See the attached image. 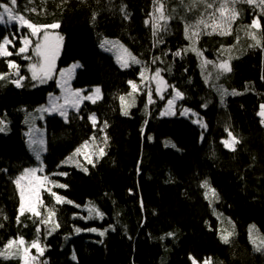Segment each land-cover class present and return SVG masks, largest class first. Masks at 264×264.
Instances as JSON below:
<instances>
[{
	"label": "trees",
	"instance_id": "16d2710c",
	"mask_svg": "<svg viewBox=\"0 0 264 264\" xmlns=\"http://www.w3.org/2000/svg\"><path fill=\"white\" fill-rule=\"evenodd\" d=\"M162 2L172 19L167 32L153 37L151 23L145 24L154 9L153 0H17L16 12L33 23L59 22L64 38L59 68L81 63L74 86H100L103 90L100 100H86L78 111H69L66 120L57 114L46 117L48 150L45 173L41 174L57 185H67L60 188L46 183L73 203L55 205L54 220L59 228L51 235L40 224V243L46 250L38 257L39 264L45 260L47 264H195V260L202 264L207 258L211 264H224L223 258L227 264H264V251H255L249 240L251 225L257 243L264 239V124L258 115L264 104V13L254 5L237 4L240 16L231 25V35H207L201 26L195 47L203 56L211 61L232 57V71L216 80L212 65L202 73L201 58L194 52L181 56L175 52L191 44L184 36L185 23L193 24L201 17L209 24L223 23L218 14L214 20L210 18L219 0H197L194 8L192 0ZM2 3L9 0H0ZM208 3L214 8L206 9ZM257 15L262 46L250 47L255 42L244 26ZM26 33L30 36L27 28L19 30L16 24H0V42L7 36L12 41L8 51L13 53L0 57V73L12 72L9 79L0 81V119L7 125L0 132V248L11 238L23 237L29 244L37 238L36 217L25 213L17 222L20 199L13 181L24 168L37 165L26 140L25 117L46 103L51 93L60 91L54 78L45 84L31 79L32 49L16 54ZM104 38L120 40L142 64L121 67L101 48ZM157 39L162 42L155 43ZM155 57L159 59L152 63ZM9 60L26 77L23 87L10 82L18 77L9 69ZM145 68L151 73L162 69L167 86L174 85L184 93L178 110L195 111L207 127L195 122V117L161 115L167 99L160 98L152 83L154 102L149 103L147 81L140 84L129 115H123L119 97H129L132 88L128 81H141L140 72ZM208 72L212 78L205 83ZM213 84L237 94L222 100ZM92 113L98 118L95 128L89 120ZM105 120L108 126L102 132ZM228 131L241 141L235 151L222 143L229 137ZM93 134L97 151L107 135L106 155L93 156L94 166L82 155L85 167L63 164L84 141L91 142ZM87 151L91 153L92 148ZM205 180L218 199L210 193L205 197L201 187ZM41 200L39 211L44 217L54 200L46 190ZM91 206L104 214L102 219L88 218ZM233 225L235 234L225 244L220 234L233 231ZM105 229L108 231L100 235ZM20 263L18 258L0 257V264Z\"/></svg>",
	"mask_w": 264,
	"mask_h": 264
},
{
	"label": "snow or ice",
	"instance_id": "6c2138e0",
	"mask_svg": "<svg viewBox=\"0 0 264 264\" xmlns=\"http://www.w3.org/2000/svg\"><path fill=\"white\" fill-rule=\"evenodd\" d=\"M200 3H204L205 0H199ZM215 2V0H214ZM181 3H183V0H181ZM197 0H192L191 7L194 8L196 6ZM17 4V0H9V3H2L0 4V23H11V22H17L18 27H26L30 30V36L32 37H39V34L43 31V39L37 40V43L35 45V55L38 58H41L40 63H33L29 64V71L31 72V79L33 81H38L39 83H45L47 79H51L52 73L54 70L55 65V59L58 55L60 42L63 40V37H57L56 42L52 43L49 39V29H57L59 28V22H54L52 24H37L33 23L32 21L26 19L25 15L19 14L15 10V6ZM237 4H247V5H254L256 8L260 10V12L264 13V0H219L218 7H216L212 13H210V18L215 19L217 14L219 15V19L223 22L222 24H217L215 22L209 24L207 21H205L202 17L196 19L195 23L184 24V36L187 40L191 42L189 48H185L183 50H177L175 52L176 56H181L182 53H186L188 51L194 52L198 57L201 58V70L202 73L207 71V66L212 65V67L215 69L216 75L215 79L219 80L221 76L230 73L232 71L231 68V59L232 57L229 55L226 59H219L218 61H211L208 60L206 57L203 56V52L198 50L195 47V44L198 42V38L200 33L201 26H203V29L205 30V34L212 35V34H219L221 36L225 35H231V25L234 23L240 16V12L236 9ZM11 5V6H10ZM154 9L153 12L149 14V19L145 21V24L148 25L151 23L152 28V35L153 37H158L160 32H167L168 31V21L172 19V16L165 14V5L162 2V0H153ZM231 5V7H229ZM214 4L208 3L206 4V9H213ZM31 12L35 13L36 9L32 8L30 10ZM246 29L250 31H246V35L250 36L252 40L255 42L253 45H250V47H260L262 46L261 39L258 38L257 33L262 29V25L260 23V17L257 15L255 18L251 20V23L249 25L244 26ZM190 29L192 30L190 32ZM208 29H211L208 31ZM22 44L16 53L17 55L26 53L28 50V47L31 45L32 41L28 36H24L21 38ZM162 40L157 39L155 43H161ZM12 44V41L9 40L7 36L3 37V41L0 42V57H9L13 53L8 51V45ZM107 44H113L118 45L119 42H113L105 40L104 43L101 44V47H105ZM119 47L122 49L123 55H120L117 57L118 61L121 64V67L128 68L132 64L140 65L142 64V61L138 59L135 55H133L127 48H125L123 45H119ZM111 50V49H109ZM222 51H227L223 50ZM27 60H31L32 57L25 55L24 57ZM159 59L158 57L153 58L152 63H155L156 60ZM8 67L10 70H15V75L18 77L16 79H11L10 82L14 84L17 87H23L22 81L26 79V77L19 75V65L15 63V61L9 60L8 61ZM148 69L145 68L144 71L140 72V77L142 78V82H144L145 79H147V97L148 102L153 103L152 99V87L150 86L152 81H155V91L160 94V98L163 99V89L162 86L167 85V81L164 80L163 76L161 75V72L163 71L160 68H156L154 74L151 75V77L146 78L145 77V71ZM39 73V74H38ZM12 76V72L8 73H0V81H4L6 79H9ZM61 76L63 77V73H61ZM212 78V73L208 72L207 75L204 76L205 83H208L209 80ZM128 83L131 85V88L133 92H137L139 90V86L134 81H128ZM66 93L69 91V89L66 87V84H60L59 85ZM216 88L217 92L220 93L221 99L223 100V97L225 95H235V91L228 92L227 89L223 88L222 85L218 86L216 84L212 85ZM168 87H171L174 90V95L171 99L167 102V107L165 110L161 113V115H173L175 114L173 109V103L176 99H183L184 93L181 92L178 88H176L174 85H168ZM72 95L75 97L74 100H69L67 95L64 97L65 104L79 110V102L82 99H87L91 101L92 103H96L97 99L102 98L100 96V89L96 88L94 89V95H89L86 97H81L79 90L72 93ZM131 95V94H129ZM52 103L47 107H42L41 109H38V111L41 112H58L62 117L67 119V108L63 105H57L56 101L59 100V97H51ZM122 114L127 116L129 115L128 107L130 105L125 104V96L119 97ZM205 107L207 105H204ZM189 110L185 109V114ZM258 115L261 117V123L264 124V104L260 105V111L258 112ZM89 120L92 123L93 128L96 127L98 123V118L95 113H92L89 116ZM27 122V121H26ZM199 122V121H197ZM108 126V122L105 120L103 122V128H101V131H104V128ZM202 127H207L206 124H202ZM6 123L3 119H0V132H4L6 130ZM29 137V144L34 145L36 143H39L43 145V140H40L39 142L36 141L32 137L31 131L27 134ZM228 136L230 139H225L222 141L223 145L228 148L231 151L236 150V145L239 144L241 141L232 134L231 131H228ZM91 142L93 144L96 143V136L93 134V136L90 138ZM107 135L105 134L103 136V143L104 146L98 147V152L93 151L89 153L87 151L89 147L90 141L86 140L83 142V144L80 147H77L75 149V152L72 156L68 157V160H72L73 157L80 154L83 150L84 159L87 161L88 164H91L94 166V160L93 156H96L97 159L102 158L104 155H106L105 147L107 145ZM33 151L36 152V159L40 160V150L33 149ZM67 161H65L66 163ZM85 172H87V168H83ZM6 171V170H5ZM43 171V165L41 162L40 167H32V168H24L21 173L15 178L13 181L16 185V187L19 190V215L17 216V222L19 223L20 215H23L25 213H29L31 216L36 217L39 220V224L36 226V232H37V238L31 241V243H27L23 237H16L11 238L8 240V242L4 245L3 248H0V257H2L5 260L18 258L21 260V264H38V257L43 256L46 246H42L40 243L39 238V232H40V224H43L44 226L48 227V235H51L52 232H54L57 228H59V223L55 222L54 218L56 216V210L55 205H62L64 203H73L72 201L67 200L65 197L59 195L57 192L52 191V187H60V188H66L67 185L59 184L57 185L53 181H49L48 176H37V172ZM60 175H67V173H60ZM29 177L33 178L31 183L27 186V194L25 191V186L22 185V181H28ZM46 183L51 184L52 187H46ZM201 187L205 189V197H209V193L211 194V197L218 199V194L216 193V190L214 188H211L209 182L207 180L203 181L201 184ZM46 190L50 196L54 200V205L52 208L46 209V216L42 217L41 212L39 211V207L43 206V202L40 197L41 190ZM91 205V202H89ZM77 207H79L77 205ZM89 216L88 218H93V216H96L100 219L103 218V213L99 211L98 208L95 206H91L88 208ZM4 219H7V217H4ZM55 225L52 227V225ZM2 227V225H0ZM234 225H233V231H222L220 234V239L223 243L229 244L231 242V238L234 236ZM255 229L254 225H251L249 227V240L253 244L255 251H264V239H261L259 243H257V239L253 236V230ZM81 229L77 228L76 232L79 233ZM88 231H97V229H89ZM108 229H105L104 231L100 232V235H104L105 232H107ZM169 236H172V233L168 234ZM15 249L14 251H10L11 249ZM35 249L37 255H32L31 250ZM73 259H75V254H73ZM43 264H47V260L43 262ZM204 264H211V258H207L204 261Z\"/></svg>",
	"mask_w": 264,
	"mask_h": 264
},
{
	"label": "rangeland",
	"instance_id": "374dc122",
	"mask_svg": "<svg viewBox=\"0 0 264 264\" xmlns=\"http://www.w3.org/2000/svg\"><path fill=\"white\" fill-rule=\"evenodd\" d=\"M0 10H2V9H0ZM0 24H6V25H9V26H12V25L16 24L18 26L17 22L0 23ZM18 28H19V30H21V29L26 28V27H23V28L18 27ZM29 32H30V30H29ZM48 32H49V39H50V41L52 43H55L56 42V38L57 37H63L62 33L59 31V28H57V29H49ZM24 36H28L31 39V41H32L31 45L28 47V50L26 52V53H28L31 49L33 51V54H34L33 57H34V59L32 60L31 64H33V63H37L38 64V63L42 62L41 61V58H38L35 55L34 49H35V45L37 43V40L38 39H40V40L43 39V31L39 34V37H32V36L30 37L28 35V33H26L25 35H22L21 38L24 37ZM105 40L113 41V42H117V41L119 42L118 45L107 44L105 47H101V48L104 51L110 53L115 58L116 62L121 66L120 62L117 59L118 56L123 55L122 49L119 47V45H123L130 52H131V50L124 43H122L120 40L115 39V38H104L101 41V44L104 43ZM21 42H22V39H21ZM63 42H64V38L60 42L58 55L56 56V59H55L54 70H53L52 77H51V79L54 78L56 80L57 85H58V88H59L60 91L58 93H51L49 95L48 101L46 103L42 104L41 106L37 107L36 109L30 111L27 114V116L25 117V121H24L25 126H26L25 135H26V140H27V143H28V147H29V150H30L31 154L35 157V159H36V152L33 151V149L40 150V160H37L36 159L37 165L36 166H32V167H40L41 166V162H42L43 171L36 173L37 176H41V177L43 176L41 173H45L46 165H45V161H44V156H45V154L47 153V150H48L46 117H47V115H54V114H57L60 117H62V116L58 112H52V111L41 112V111H38V109H41L42 107H47V106H49L53 102L52 99L50 98V96L51 97H59V100L56 101V103H57V105H63L64 107L67 108V117H68L69 111L76 110V109H74V108H72V107H70V106H68V105L65 104L64 97L66 95H67L68 99L71 101V100H74L75 99V97L72 95V93L76 92L77 90H79L81 97H86V96H89V95H94V89L99 88L100 89V96L103 97V90H102V87H100V86H94L91 89H88V88H77V87L74 86L73 82H74L76 73H77L78 69L81 67V63L80 62H78V61L77 62H73V63H71L68 66L59 68L58 61H59V57H60V54H61V51H62ZM22 46H23V44H22ZM109 49H111V50H109ZM132 65H135V64H132ZM61 73H63V77L61 76ZM30 74H31V72H30ZM152 74H154V73L145 71V77L146 78L151 77ZM49 80L50 79H47L46 82H48ZM146 81H147V79H145L144 82H142V78H141V81H134L139 86V90L137 92L140 91V84H144ZM45 83H39L38 82V84H45ZM152 83H154V89H155V81H152ZM152 83H151L150 86H152ZM60 84H66V87L69 89V91L66 93L59 86ZM163 89H166V90H163ZM167 89H168V86L167 85L162 86L163 96H164V98L167 99V102H168V100L171 99L172 96L174 95V90L172 92H170V93H167L168 92ZM137 92H133V90H132L131 95H129V97H125V104L126 105H130V107H132L135 104V99H136V93ZM158 95H160V94H158ZM166 95H169V96L166 97ZM100 99H97V100H100ZM86 100L87 99H82L79 102V106L78 107L80 108L81 105ZM179 101H180V99H176L174 101V103H173V109L172 110L174 111L175 114H173V115H163V116H175V115H177L179 113L181 116H184V117H193V118L195 117V120H196L195 122L199 121L197 123H200L201 125L202 124H205L203 120L199 119V116H198V114L195 111H193V110H191L189 108H184V109L178 110V102ZM167 102H166V105H165L163 111L167 107ZM130 107H128V109H127L128 112H129ZM185 109L189 110L186 114L184 112ZM62 118H64V117H62ZM30 131L32 133V137L36 141L39 142L40 140H43V145H41L39 143H36L34 145H30L29 144V137H28L27 134ZM227 139H230V137H228ZM89 147L92 148V152L93 151L98 152L97 149H96V147H95V144H93L92 142L89 143ZM72 155L73 154H71L70 156H72ZM80 155H82L83 156V159H84L83 150H82V152L80 154H78L77 156L73 157L72 160H68V157H70V156H68L65 159V161H67V162L65 163V161H64L63 164L74 165V166H77V167H85L84 164H83V161L80 158ZM84 161L87 162L85 159H84ZM32 167H29V168H32ZM32 179L33 178L29 177V180L28 181H22L21 182L22 185L25 186L26 194H27V186H28V184L31 183ZM42 191H43V189L40 192V197H41ZM18 192H19V190H18ZM262 238H264L263 235H262ZM31 254L34 255V256L37 255L36 250L35 249H32L31 250ZM194 262H195V264H200V262H198L197 260H195ZM223 262H224V264H227L225 258H223ZM38 264H39V262H38ZM202 264H204V263H202Z\"/></svg>",
	"mask_w": 264,
	"mask_h": 264
},
{
	"label": "bare ground",
	"instance_id": "6f19581e",
	"mask_svg": "<svg viewBox=\"0 0 264 264\" xmlns=\"http://www.w3.org/2000/svg\"><path fill=\"white\" fill-rule=\"evenodd\" d=\"M201 264V263H200Z\"/></svg>",
	"mask_w": 264,
	"mask_h": 264
}]
</instances>
